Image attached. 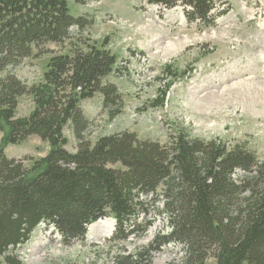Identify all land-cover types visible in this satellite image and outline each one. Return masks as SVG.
<instances>
[{
    "label": "trees",
    "instance_id": "16d2710c",
    "mask_svg": "<svg viewBox=\"0 0 264 264\" xmlns=\"http://www.w3.org/2000/svg\"><path fill=\"white\" fill-rule=\"evenodd\" d=\"M81 1V0H77ZM183 6L188 22L214 26L213 0H147ZM94 19L71 14L69 0H0V129L2 143L38 136L50 145L32 168L0 146V264H24L14 252L40 224L54 227L66 244L83 239L92 223L112 216L113 241H126L150 226L145 197L157 194L169 227L150 246L119 252L115 264H154L153 253L170 243L183 247L178 263L264 264V159L242 144L183 131L163 144L122 130L88 137L92 120L83 102L102 97L101 111L122 113L124 96L106 77L117 55L85 38ZM75 29L77 32H75ZM49 43L65 45L55 53ZM53 53L39 83L28 85L11 69L33 55ZM165 92L151 105L161 107ZM33 108L18 116L19 99ZM70 127L76 150L67 148ZM70 264V263H66Z\"/></svg>",
    "mask_w": 264,
    "mask_h": 264
},
{
    "label": "rangeland",
    "instance_id": "374dc122",
    "mask_svg": "<svg viewBox=\"0 0 264 264\" xmlns=\"http://www.w3.org/2000/svg\"><path fill=\"white\" fill-rule=\"evenodd\" d=\"M213 1L216 23L200 27L188 22L181 5L165 8L147 0H69L72 15L94 19L82 31L85 38L98 45L109 39L117 65L105 81L116 84L124 96L122 113L115 118L101 111L100 95L83 102L92 120L88 131L92 142L101 135L128 130L141 140L167 144L170 136L183 131L219 138L231 146L242 144L264 159V0ZM66 46L49 43L46 48L63 53ZM52 55H39L35 49L11 71L28 85L39 83ZM163 92L164 105L153 107L151 103ZM32 108V97L22 96L18 116L28 115ZM64 133L67 148L75 152L70 127ZM4 135L0 129V146L7 156L21 159L28 168L50 150L49 143L38 136L3 145ZM162 189L145 197L151 224L138 236L113 241L116 220L107 216L89 225L83 239L66 244L54 227L42 223L14 252L24 264H115L119 252L135 253L150 246L158 233L169 231L161 214ZM104 224L113 226L106 236ZM183 254L182 245L170 243L153 253V263H178ZM206 264H216L215 259L209 258Z\"/></svg>",
    "mask_w": 264,
    "mask_h": 264
},
{
    "label": "bare ground",
    "instance_id": "6f19581e",
    "mask_svg": "<svg viewBox=\"0 0 264 264\" xmlns=\"http://www.w3.org/2000/svg\"><path fill=\"white\" fill-rule=\"evenodd\" d=\"M167 39V38H166ZM169 39V38H168ZM262 60L264 61V56L262 57ZM98 223V222H97ZM94 225V224H93ZM105 229L103 230L102 234L104 236L108 235L112 230L113 226L111 224H104L103 226Z\"/></svg>",
    "mask_w": 264,
    "mask_h": 264
}]
</instances>
